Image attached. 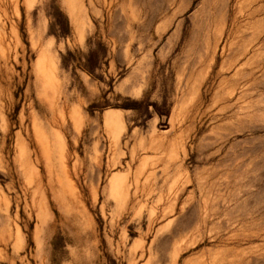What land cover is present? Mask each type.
Returning <instances> with one entry per match:
<instances>
[{
    "label": "rangeland",
    "instance_id": "rangeland-1",
    "mask_svg": "<svg viewBox=\"0 0 264 264\" xmlns=\"http://www.w3.org/2000/svg\"><path fill=\"white\" fill-rule=\"evenodd\" d=\"M0 264H264V0H0Z\"/></svg>",
    "mask_w": 264,
    "mask_h": 264
}]
</instances>
